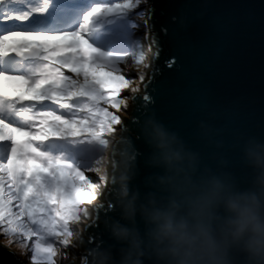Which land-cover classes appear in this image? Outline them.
Instances as JSON below:
<instances>
[{"label":"snow or ice","instance_id":"6c2138e0","mask_svg":"<svg viewBox=\"0 0 264 264\" xmlns=\"http://www.w3.org/2000/svg\"><path fill=\"white\" fill-rule=\"evenodd\" d=\"M155 12L151 0H0V248L5 255L59 264L55 258L66 257L62 250L77 246L84 226H91L89 205L101 184L85 173L107 183L105 150L117 126L125 124L117 113L129 107L121 92L155 86L163 72L162 36L176 45L177 54L164 62L168 69L193 50L186 22L162 30ZM135 15L148 17L143 27L154 42L156 64L145 63V38ZM129 55L139 72L137 87L124 75ZM140 65L153 69L151 77ZM143 101L152 102L147 91Z\"/></svg>","mask_w":264,"mask_h":264},{"label":"clouds","instance_id":"9594fccd","mask_svg":"<svg viewBox=\"0 0 264 264\" xmlns=\"http://www.w3.org/2000/svg\"><path fill=\"white\" fill-rule=\"evenodd\" d=\"M133 135L105 150L91 264H264V132L200 120L184 134L147 115Z\"/></svg>","mask_w":264,"mask_h":264},{"label":"water","instance_id":"95a60500","mask_svg":"<svg viewBox=\"0 0 264 264\" xmlns=\"http://www.w3.org/2000/svg\"><path fill=\"white\" fill-rule=\"evenodd\" d=\"M155 23L163 29H185L193 42L187 58L177 59L168 69L166 60L176 55V45L162 36L163 52L155 86L131 100V110L119 126L117 142L127 137L139 145L134 132L138 120L154 115L167 125L189 134L200 120L228 130L264 132V0H151ZM154 46V42L152 43ZM152 64H156L153 50ZM151 77L153 69H150ZM155 87V90H153ZM152 102L145 105V92ZM119 157H116L118 163ZM111 183L109 187L111 188ZM102 200L110 202L106 191ZM108 207H97L95 223L84 226L80 239L83 250L77 264H91L92 251L101 241L107 242L103 220ZM0 245H3L0 243ZM5 264H25L19 258L5 255ZM13 251V250H12ZM75 264V261L69 262Z\"/></svg>","mask_w":264,"mask_h":264},{"label":"rangeland","instance_id":"374dc122","mask_svg":"<svg viewBox=\"0 0 264 264\" xmlns=\"http://www.w3.org/2000/svg\"><path fill=\"white\" fill-rule=\"evenodd\" d=\"M142 10H143V6H142L141 9H138L137 12L142 11ZM134 19H135V21L139 25L142 26L141 29H140L139 35L141 37H144L145 38V52L147 54V59H146L145 63L152 64L154 46L152 44L153 42L148 41L146 39V37H147V35L149 33V29L147 27H143L144 25L147 24L148 17H141L139 15H135L134 16ZM128 61H129V68H128V70L126 72H124L125 78L135 81V83H133L131 85V87H137L139 85V79H138L139 78V72L136 71V66H134L132 64V57H131V55L128 56ZM119 67L122 70L124 69V66L123 65H119ZM139 67H140V71L145 72L146 73V76L148 77L149 76V72L151 71L150 70L151 68L145 69L143 65H140ZM8 84H9V87H12L13 86L12 82H8ZM140 87H141V91L138 92V93H132L130 91V89H126V90H123L121 92L120 95L122 97H129V99H128L129 107L126 110H123L122 112L117 113L118 115L121 116V119L122 120H123V117L125 118V116H127V113L131 110V100H132L131 98L132 97H136L137 95H140V94L143 93L144 87L142 85H140ZM119 132H120V129H119V126H117L116 136L115 137H112V138H109L110 142H113L114 140L116 141L118 139L117 134H119ZM85 175L91 177L94 182H97V183H100L101 185H103L102 179L99 176H97L95 173H85ZM105 194H106V192H105ZM104 197H101V199L104 198ZM95 203H96V201H93L91 203V205H89V210H90L91 213H93V216L96 215V211H97V207H94ZM77 231H80V229H77ZM82 234H83V231L81 233V238H83L82 237ZM80 242H81L80 239L79 240H76V241H74V243L77 246L72 247V248L67 249V250H62L63 252H66L67 255H66V257H63V258H61V257L55 258L56 260L59 261V264H69V262H71L73 260L75 261V264H77V262L80 259L81 253L83 252V250L79 246L80 245ZM0 243L1 244L4 243V238L3 237H0ZM12 250L13 251H16V249L14 247H13ZM18 258L21 259V260H23L25 262V264H31V262L27 258V256H25V257H18Z\"/></svg>","mask_w":264,"mask_h":264}]
</instances>
